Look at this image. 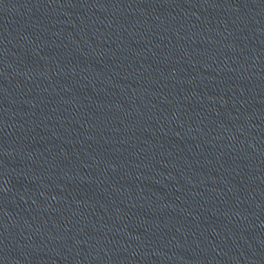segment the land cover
<instances>
[{
	"label": "water",
	"instance_id": "obj_1",
	"mask_svg": "<svg viewBox=\"0 0 264 264\" xmlns=\"http://www.w3.org/2000/svg\"><path fill=\"white\" fill-rule=\"evenodd\" d=\"M0 264H264V0H0Z\"/></svg>",
	"mask_w": 264,
	"mask_h": 264
}]
</instances>
